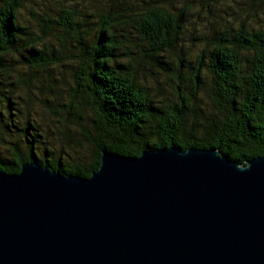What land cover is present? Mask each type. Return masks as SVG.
I'll list each match as a JSON object with an SVG mask.
<instances>
[{
    "label": "trees",
    "instance_id": "16d2710c",
    "mask_svg": "<svg viewBox=\"0 0 264 264\" xmlns=\"http://www.w3.org/2000/svg\"><path fill=\"white\" fill-rule=\"evenodd\" d=\"M188 3L110 0L88 11L75 0H0V170L37 161L89 178L103 150L138 157L172 146L217 149L239 164L263 156L264 17L196 39ZM160 76L166 94L150 83ZM34 82L48 95L40 105L17 93Z\"/></svg>",
    "mask_w": 264,
    "mask_h": 264
},
{
    "label": "water",
    "instance_id": "95a60500",
    "mask_svg": "<svg viewBox=\"0 0 264 264\" xmlns=\"http://www.w3.org/2000/svg\"><path fill=\"white\" fill-rule=\"evenodd\" d=\"M0 264H264V155L108 150L89 177L0 170Z\"/></svg>",
    "mask_w": 264,
    "mask_h": 264
},
{
    "label": "rangeland",
    "instance_id": "374dc122",
    "mask_svg": "<svg viewBox=\"0 0 264 264\" xmlns=\"http://www.w3.org/2000/svg\"><path fill=\"white\" fill-rule=\"evenodd\" d=\"M77 3H79L82 8L85 10L91 11L96 6H102L104 8H107L110 5V0H75ZM158 3L163 4H169V2H172V5H179L178 3L181 0H156ZM72 3V1H69ZM74 2V1H73ZM189 6L191 7L190 13L187 17V20L189 22V27L191 31H197V33H194V36L196 37L199 32H210L214 28L220 27V25H230L234 24L236 26L240 24H255V22H261L262 18L264 17V4L260 6V4H257L256 0H189ZM27 8L23 9V13L25 17H29V12L27 9L29 8V4H26ZM75 5V4H74ZM198 37H196L197 39ZM199 40L194 41V45H192L190 40H187V50H190L191 52L198 51L200 46H197V43ZM191 60V59H186ZM28 68L24 67L22 69L23 72H26ZM64 72L66 75V80L71 83V76L69 72L68 67H61L59 68V73ZM162 82L164 85V88L166 89V92L170 91V88L168 87V84L166 85L164 83V80L162 76L160 77H154V80H150V83L152 84L153 88H156V81ZM43 82H47V80H43ZM33 86V87H31ZM31 86H20L18 89V94L25 98L26 95H31L33 104H39L40 99H46L48 95L45 97L44 93L41 94V91L38 92L34 89V86H36L35 82L31 83ZM38 87L41 85L38 84ZM43 90V89H41ZM62 98L64 102H68L70 100L68 89H64L62 93ZM21 107L26 108L24 100H21ZM31 102V103H32ZM40 105V104H39ZM209 110L210 107L208 106ZM32 110L37 113V116L47 120L48 115L46 114V110L41 109V107H32ZM28 112V110H27ZM34 114V113H33ZM189 124L192 122V118H188ZM53 130V129H52ZM75 160V159H74Z\"/></svg>",
    "mask_w": 264,
    "mask_h": 264
}]
</instances>
